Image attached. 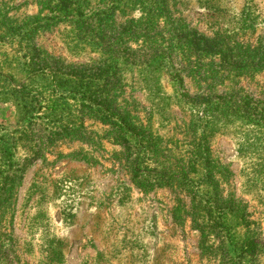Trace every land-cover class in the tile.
<instances>
[{
  "label": "rangeland",
  "instance_id": "374dc122",
  "mask_svg": "<svg viewBox=\"0 0 264 264\" xmlns=\"http://www.w3.org/2000/svg\"><path fill=\"white\" fill-rule=\"evenodd\" d=\"M0 264H264V0H0Z\"/></svg>",
  "mask_w": 264,
  "mask_h": 264
},
{
  "label": "trees",
  "instance_id": "16d2710c",
  "mask_svg": "<svg viewBox=\"0 0 264 264\" xmlns=\"http://www.w3.org/2000/svg\"><path fill=\"white\" fill-rule=\"evenodd\" d=\"M255 246H256L255 242L254 241H250V242L247 243V247L246 248H247V250L252 251V250H254Z\"/></svg>",
  "mask_w": 264,
  "mask_h": 264
}]
</instances>
